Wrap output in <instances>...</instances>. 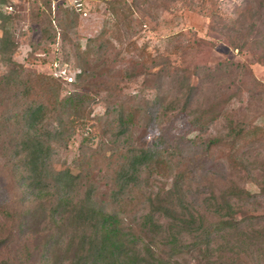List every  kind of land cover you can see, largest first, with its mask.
<instances>
[{
	"label": "rangeland",
	"instance_id": "1",
	"mask_svg": "<svg viewBox=\"0 0 264 264\" xmlns=\"http://www.w3.org/2000/svg\"><path fill=\"white\" fill-rule=\"evenodd\" d=\"M110 1L0 0V264H52L46 242L51 233L60 235L47 221L27 227L21 217L28 193L17 151L24 129L20 114L42 95L39 74L60 81L62 97L83 92L90 98L87 126L52 143L49 161L56 171L89 172L98 197L109 184L112 161L138 138L150 145L168 130L173 146L178 138L223 135L226 115L264 128V0H124L132 11L117 3V16L108 10ZM72 6L81 15L66 18L62 9ZM184 76L193 87L189 100ZM25 83L33 92L29 100L21 98ZM145 101L157 102L156 118L140 115L137 127L120 129L117 113ZM211 105L221 106V117L204 131L192 126L193 113ZM50 123L48 118L45 124ZM175 151H169L173 162L180 156ZM224 151L214 153L212 161ZM235 153L249 171L237 175L236 183L257 196L235 207L239 230L202 239L183 263L203 264L199 250L207 248L208 264H264L261 245L247 246L241 237L260 228L259 220L249 218L264 214V135L238 142ZM209 179L199 171L182 189L184 213L194 214L197 224L203 217L205 226L217 220L204 203ZM171 187V176L144 174L138 190L154 195ZM74 188L77 197L82 184ZM54 264L65 263L55 257Z\"/></svg>",
	"mask_w": 264,
	"mask_h": 264
},
{
	"label": "trees",
	"instance_id": "2",
	"mask_svg": "<svg viewBox=\"0 0 264 264\" xmlns=\"http://www.w3.org/2000/svg\"><path fill=\"white\" fill-rule=\"evenodd\" d=\"M117 3L122 4V10L132 11V5L124 0H111L108 10L112 15L119 13L114 8ZM62 10L66 18L70 14L81 15L76 6ZM1 18L7 20L8 16ZM39 79L44 82L42 95L27 104L20 114L24 129L17 151L23 168L22 185L28 193V204L23 206L21 217L27 227L47 221L54 226L52 230L60 232L57 238L51 233L46 242V254L52 264L55 257L62 258L65 264H187L181 261L183 256L197 251L202 239L214 232L228 234L241 228L235 218L239 208L235 207L257 195L241 188L235 181L240 173H249L247 165L238 160L235 147L248 137L264 135V128L226 115L227 130L223 135L207 136L203 140L178 138L177 144L173 145L175 148L168 130H162L150 145L138 138L135 147L122 151L112 161L109 184L98 197L94 194L89 172L56 171L49 161L52 143L69 140L76 131L87 126L90 98L83 92L62 97L60 81L43 74H39ZM22 86L21 98L31 99L32 88L27 83ZM182 87L189 100L193 87L188 85L186 76ZM156 107L157 102L145 101L131 111L122 108L114 122L122 130L137 127L135 120L140 115H145L149 121L156 118ZM220 107L211 105L194 112L190 120L192 126L204 131L209 123L221 117ZM170 111L168 107L162 116ZM48 118L51 126L45 124ZM170 148L180 153L176 162L169 157ZM223 148L222 157L212 161ZM164 151L166 153L162 154ZM199 171L210 178V194L204 203L208 213L217 218L212 225L205 226L203 217L197 224L194 214L184 213L182 189ZM144 174L171 176L172 187L148 195L138 190ZM80 183L83 189L76 197L74 187ZM141 211L147 212L141 214ZM253 220H259L260 228L249 232L247 239L244 238L247 233L243 231L242 242L247 246L260 244L264 249V214L249 218V222ZM187 237L192 239L191 242H186ZM199 253L204 259L201 262L208 264L207 248Z\"/></svg>",
	"mask_w": 264,
	"mask_h": 264
}]
</instances>
